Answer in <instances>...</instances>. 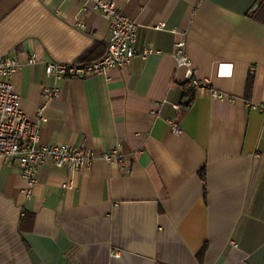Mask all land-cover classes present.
Returning <instances> with one entry per match:
<instances>
[{
  "label": "crops",
  "instance_id": "crops-1",
  "mask_svg": "<svg viewBox=\"0 0 264 264\" xmlns=\"http://www.w3.org/2000/svg\"><path fill=\"white\" fill-rule=\"evenodd\" d=\"M109 1L154 53L108 79L56 80L47 63L104 56L107 21L81 0H0V59L22 65L27 120L43 107L40 144L96 157L76 173L45 162L29 192L0 162V264H264V114L251 106L264 102V0ZM181 40L193 74L234 103L189 101ZM114 149L128 172L102 160Z\"/></svg>",
  "mask_w": 264,
  "mask_h": 264
},
{
  "label": "built area",
  "instance_id": "built-area-1",
  "mask_svg": "<svg viewBox=\"0 0 264 264\" xmlns=\"http://www.w3.org/2000/svg\"><path fill=\"white\" fill-rule=\"evenodd\" d=\"M83 11L99 13L108 23L110 39L104 56L92 64H57L47 63L45 74L56 80L61 79H83L91 76H102L106 79L113 69H123L135 58L141 60L154 53L148 47L141 51L137 50L136 44V23L130 18L121 14L113 1L109 0H81ZM205 2L208 0H198ZM160 24L158 29H162ZM173 59L178 69L186 71V78L189 81V101L201 94H208L212 100L227 101L234 103L235 98L225 93L218 92L210 86L206 79H201L193 74L191 61L185 52L183 40L175 44ZM35 63L34 57L28 61L29 65ZM22 65L16 58L4 57L0 59V162L10 161L20 169L22 178L27 185V192L35 184L34 175L45 162H50L56 168H66L69 172H79L91 167L96 159L90 150L76 148L68 145H42L39 142L40 124L44 122L41 107L37 112V120L30 122L25 117L21 98L15 92L12 79L20 71ZM44 98L49 100L57 95V91H43ZM249 105V103H246ZM264 114V102L259 105H251ZM178 110L179 106H174ZM171 132L178 134L179 129L175 123H171ZM102 160L107 163H116L120 170L128 172L124 157L119 149L110 153H104ZM71 182L63 185V188H70Z\"/></svg>",
  "mask_w": 264,
  "mask_h": 264
}]
</instances>
